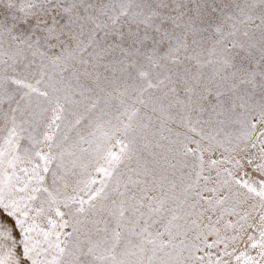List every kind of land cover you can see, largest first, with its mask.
<instances>
[{
    "label": "snow or ice",
    "instance_id": "6c2138e0",
    "mask_svg": "<svg viewBox=\"0 0 264 264\" xmlns=\"http://www.w3.org/2000/svg\"><path fill=\"white\" fill-rule=\"evenodd\" d=\"M0 264H264V0H0Z\"/></svg>",
    "mask_w": 264,
    "mask_h": 264
}]
</instances>
